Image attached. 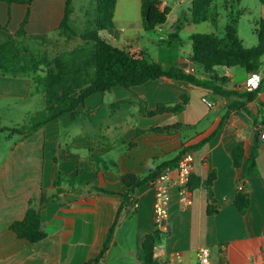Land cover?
<instances>
[{
    "label": "crops",
    "instance_id": "0c3cea01",
    "mask_svg": "<svg viewBox=\"0 0 264 264\" xmlns=\"http://www.w3.org/2000/svg\"><path fill=\"white\" fill-rule=\"evenodd\" d=\"M120 1L117 0L115 6L114 28L118 13L123 15ZM159 1L160 10L164 7L170 10L164 24L141 37L116 29L107 31L106 38L103 32L100 36L120 49L143 53L148 59L161 63L158 47L172 39H182L183 27L191 23L186 22L177 30L179 14L170 19L172 8L166 0ZM191 1L176 0L175 9L186 10L188 16ZM65 2L33 0L28 7L0 1V24L9 33H16L29 9L27 34L50 37L60 25ZM124 5L128 10V0ZM192 34L182 39L177 61L172 63L168 59L161 64L165 69L174 65L202 78V70L189 60ZM141 38L145 39L143 44H140ZM134 44L136 48L132 47ZM261 61L263 64L264 60ZM217 72L229 78L228 89L244 90L248 74L241 68H218ZM182 96L187 102L180 113L148 117L140 112V105L154 110L158 104H175ZM257 97L264 100V74ZM0 99L15 104L13 111L8 107L3 114L8 120L27 124L45 107L43 95L32 93L31 81L27 78L0 75ZM203 99L215 105L208 107ZM225 104L224 99L212 97L206 89L162 77L130 91L116 86L111 92L92 94L75 109V114L64 113L26 137L16 131L22 126H2L15 130L4 131L7 138L16 134L18 139L7 148L0 161V264H83L95 258L114 220L120 194L125 191L120 176L144 175L174 159L183 147L209 136L219 125ZM256 112L255 102L246 104L244 110L230 112L225 124L209 142L198 150L189 149L193 175L203 182L214 172L215 180L211 186L191 191L170 185L167 229L154 249V258L160 264L175 252L182 255L181 264H195V253L200 247L210 249V264H264V143L258 149L257 174L245 178L250 194L248 211L241 215L233 206L235 186L245 172L254 141L252 117ZM176 124L182 127L166 134L138 132ZM240 141L244 158L242 166L234 168L230 151ZM58 173L56 187L54 181ZM175 176L176 172L172 171L171 177ZM98 188L111 193H98L95 191ZM41 189L47 197H56L40 213L46 238L30 243L18 238L9 225L24 217L30 200L38 202ZM135 195L136 212L130 218L125 215L120 218L115 245L104 257L103 264H109L110 257L113 264H140L141 243L147 234L157 229L153 222L151 184L139 188ZM211 200L215 201L217 212L207 215Z\"/></svg>",
    "mask_w": 264,
    "mask_h": 264
},
{
    "label": "trees",
    "instance_id": "16d2710c",
    "mask_svg": "<svg viewBox=\"0 0 264 264\" xmlns=\"http://www.w3.org/2000/svg\"><path fill=\"white\" fill-rule=\"evenodd\" d=\"M0 1L7 4H25L30 7L33 0ZM71 1L66 0L63 18L54 32H57L64 40L74 37L80 38L82 43L53 57H50L45 51H37L31 48L32 44L40 46L48 42L49 37L47 35L27 34L26 23L29 9L16 33H9L7 28L0 24V75L30 79L32 93L42 94L45 100V107L31 118L29 125L16 130L25 137L64 113L75 114V109L92 94L108 93L116 86L130 91L133 87L162 77L201 87L208 90L212 97L226 101L225 113L217 128L209 136L192 146L183 147L174 159L163 162L144 175L129 173L120 176L119 180L124 185L125 191L120 194V204L114 220L106 233L100 253L83 264L104 263V257L115 245L114 238L120 218L123 215L130 218L136 212L134 207L137 201L135 194L139 188L155 180L162 170L175 168L181 154L188 152L189 149L198 150L209 142L225 124L230 112L244 110L246 104L255 102L257 112L252 117L254 141L250 146L245 172L235 186L233 198V206L236 211L245 215L250 206L249 188L245 178L257 174L258 149L264 143V140L260 138L261 129L264 128V100H259L257 97L260 87L253 92L228 89L229 78L219 75L217 69L239 67L247 74L259 70L264 54V19L261 18L256 23L254 32L257 36V44L250 48L245 47L237 35V22L240 12L234 14L232 8L227 14L228 23L224 27L222 37L212 33L192 34L189 38L191 45L189 60L197 65L204 74V77L198 78L174 65L165 69L160 62L148 59L143 53H131L120 49L101 37V32L114 29L113 17L117 0H95L96 9L95 17L92 18V28L82 33L77 32L70 25ZM139 1L141 26L144 31H151L156 26L166 22L170 10L167 7L160 10L159 0ZM188 11V16L185 12H180L176 24L177 30H180L186 22L193 24L209 22L212 25L217 23L216 0H192ZM186 102L187 98L182 96L179 102L172 105L158 104L154 110H147L145 105H140L139 109L143 115L148 117L165 113L175 114L184 109ZM180 127L182 125L176 124L151 127L147 130H138V132L166 134L176 131ZM4 131L15 130L0 127V133ZM129 145L134 146L133 143ZM230 158L234 168L242 166L244 146L241 141L237 142L231 149ZM59 176V173L56 174L57 178L54 181L56 187L59 185ZM214 180V172H211L203 182L192 174L186 189L191 191L200 186L208 187L212 185ZM95 191L111 193L100 188ZM58 193H60L59 189L56 191V194ZM55 197H47L45 191L41 189L38 202L36 203L34 200L28 202L24 217L21 220L13 221L9 225L10 231L18 238L25 239L30 243H38L44 240L46 233L42 229L40 213L44 207L55 200ZM216 212V203L211 200L206 213L213 215ZM161 240L162 233L158 230H154L145 236L139 251L140 264H160L154 258V249Z\"/></svg>",
    "mask_w": 264,
    "mask_h": 264
},
{
    "label": "rangeland",
    "instance_id": "374dc122",
    "mask_svg": "<svg viewBox=\"0 0 264 264\" xmlns=\"http://www.w3.org/2000/svg\"><path fill=\"white\" fill-rule=\"evenodd\" d=\"M131 1L132 0H128V10L125 9V0L120 1L119 8H121L123 15L121 16L118 13L114 29H116L118 32H132L136 36L141 37L146 34V31H144L141 27L139 0H133L135 1L134 4L131 3ZM166 1L167 4L172 8V12L169 15L170 19L175 17V15L180 14L181 11L175 9L176 0ZM130 5H132L133 8L130 7ZM216 8L218 13L216 25H212L209 22H202L199 24L191 23L189 25H185L182 31V39L191 33H212L218 37H222L224 34V27L228 23L227 14L232 8V12L234 14L240 12L237 22V35L241 39L243 45L247 48H250L257 44V36L254 30L258 20L261 18L264 19V3L262 0H216ZM71 9L72 17L70 19V25L74 27L77 32L82 33L92 28V18L95 17L96 9L95 0H72ZM183 11L187 12L186 10ZM123 21L127 22L125 23ZM51 33L52 34L50 35L48 42L44 43L43 45L41 44L40 46L38 44H32L31 48L37 51H45L50 57H53L60 52L71 50L75 46L82 43V40L77 37L64 40L57 32ZM107 35V31H104L103 37L106 38ZM182 39H172L166 42L167 44H162L158 47V53L162 57L160 60L161 63H164L168 59L172 60V63L173 61L178 60L180 55V45L182 41H184ZM144 40L141 38L140 44H143ZM137 46L139 45L137 44ZM132 47L136 48V44H134ZM261 60H264V54ZM8 107L9 110L13 111L15 109V104L13 102L8 104L4 100L0 99V127H25L29 125V123L27 124L23 122H16V120H8L5 115H3ZM6 136L7 133H0V161L4 158L7 148L11 146V144L16 141V139H18L16 134L12 135L11 139L7 138ZM109 264H113L111 263V257Z\"/></svg>",
    "mask_w": 264,
    "mask_h": 264
},
{
    "label": "built area",
    "instance_id": "2783aa9c",
    "mask_svg": "<svg viewBox=\"0 0 264 264\" xmlns=\"http://www.w3.org/2000/svg\"><path fill=\"white\" fill-rule=\"evenodd\" d=\"M264 63L261 64L259 70L254 73L248 74L243 91L253 92L256 91L262 82ZM203 102L208 107H213L215 103L207 99H203ZM260 138L264 140V128L261 129ZM172 171L176 172V176L171 177ZM193 174V162L192 155L188 151L180 155L177 165L173 169H164L160 174L150 182L153 189V222L156 226V230L164 233L166 231L165 222L168 218V206H169V187L171 184L186 189V185L189 182L191 175ZM134 207L137 208V202ZM182 255L178 252L171 254L163 264H181ZM195 264H210V249L208 247H200L195 253Z\"/></svg>",
    "mask_w": 264,
    "mask_h": 264
}]
</instances>
